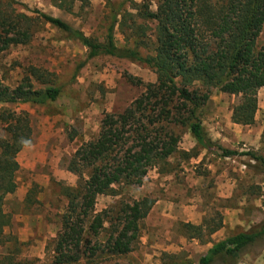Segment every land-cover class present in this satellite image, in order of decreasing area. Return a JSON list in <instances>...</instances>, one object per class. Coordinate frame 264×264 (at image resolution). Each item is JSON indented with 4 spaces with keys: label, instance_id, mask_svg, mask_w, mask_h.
Wrapping results in <instances>:
<instances>
[{
    "label": "trees",
    "instance_id": "trees-1",
    "mask_svg": "<svg viewBox=\"0 0 264 264\" xmlns=\"http://www.w3.org/2000/svg\"><path fill=\"white\" fill-rule=\"evenodd\" d=\"M77 1L89 0H54V6L71 13ZM131 9L135 13L123 9L114 13L104 41L99 42L60 18L31 11L17 0H0V57L12 47L30 44L38 24H49L86 48L89 60L105 56L140 63L157 76L124 112L105 115L98 136L84 143L69 161L67 169L79 182L75 188L63 189L68 203L54 249L57 264H78L84 230L97 235L103 228L104 212L96 213L98 197L116 196V187L122 185L141 186L150 169L169 175L170 160L178 156L187 160L199 156L194 150L180 149L181 132H189L203 150L217 149L223 158L240 156L214 142L204 126L214 91L237 98L233 124L252 127L256 123L258 94L264 88V0H157L155 12L143 0ZM117 26L125 38L122 47L115 39ZM26 74L14 88L0 79V242L4 228L11 224L3 207L6 197L17 191V156L33 139L29 114L7 106L43 105L61 95L60 88L44 77L51 74L37 68ZM41 81L51 87L36 89L34 82ZM244 156L264 165L255 153ZM155 204L144 198L122 210V229L109 240L113 255L131 252L139 238V223ZM218 218L182 226L190 239L209 244L210 237L223 228ZM204 232L209 233L205 241ZM255 249H264V222L214 243L199 264H239Z\"/></svg>",
    "mask_w": 264,
    "mask_h": 264
},
{
    "label": "rangeland",
    "instance_id": "rangeland-1",
    "mask_svg": "<svg viewBox=\"0 0 264 264\" xmlns=\"http://www.w3.org/2000/svg\"><path fill=\"white\" fill-rule=\"evenodd\" d=\"M17 1L103 42L114 13L122 9L135 13L131 8L143 0L77 1L71 13L55 7L54 0ZM148 1L155 12L157 0ZM115 39L120 47L126 44L119 26ZM30 68L51 74L44 77L60 88L61 95L43 105L7 106L29 114L33 139L17 156V191L4 200L3 210L11 216V224L4 228L0 242V264H57L54 249L68 203L63 189L75 188L79 182L67 169L69 161L84 143L98 136L105 115L121 114L143 93L145 85L157 81L156 74L140 63L105 56L89 60L86 48L49 24H38L30 44L1 54L0 79L6 86L16 87ZM43 83L34 82V86L51 87ZM236 103V97L214 91L204 126L209 136H217L213 131L222 134L214 142L240 156L223 158L217 149L203 150L189 132H181L180 149L194 150L199 156L191 160L178 156L170 160L169 175L150 169L141 186L122 185L116 187V196L98 197L96 213L104 212L105 222L97 235L84 230L78 264H199L207 244L189 238L182 226L192 224L184 221L187 215H197L196 226L212 219L217 222L219 215L226 227L225 238L264 222V165L244 156L255 153L264 159V100L258 123L248 128L232 124ZM144 198L156 204L139 223L137 242L127 255H113L109 240L116 239L114 233L122 229V210ZM208 239L209 233L204 232V241ZM239 264H264V249H255Z\"/></svg>",
    "mask_w": 264,
    "mask_h": 264
},
{
    "label": "crops",
    "instance_id": "crops-1",
    "mask_svg": "<svg viewBox=\"0 0 264 264\" xmlns=\"http://www.w3.org/2000/svg\"><path fill=\"white\" fill-rule=\"evenodd\" d=\"M264 100V88H262L260 91H259V94H258V101H259V108L261 107V104H262V101ZM259 112H260V110L258 109V112H257V115H256V123H258V121H259ZM232 121V120H231ZM255 123V124H256ZM233 124V123H232ZM233 125H235V124H233ZM235 126H238V125H235ZM238 127H242V128H246V127H243V126H238ZM248 128V127H247ZM214 133H215V135H217V136H214V137H212L211 135V137L213 138V141H215V140H219V138H221L222 137V134H220L219 132H217V134H216V131H213ZM209 136V137H210ZM245 137H248V135H244ZM159 203V202H158ZM188 219H186L185 217V220L184 221H187V222H192V224H197L198 225V221L196 222V218L195 217H197V215H194V214H189V215H187L186 216ZM224 225L226 226L227 225V222H224ZM226 227H224V228H222L221 230H219L218 232H216L213 236H212V239L215 241V243H218V242H220V241H222V240H224L225 239V234L223 233V231H224V229H225ZM213 247V243H209V244H207V246H205V248H207L206 249V251H205V253H204V255H202V256H205L206 254H207V252L211 249Z\"/></svg>",
    "mask_w": 264,
    "mask_h": 264
},
{
    "label": "clouds",
    "instance_id": "clouds-1",
    "mask_svg": "<svg viewBox=\"0 0 264 264\" xmlns=\"http://www.w3.org/2000/svg\"><path fill=\"white\" fill-rule=\"evenodd\" d=\"M28 143H29V142H27V141L25 142L26 145H27Z\"/></svg>",
    "mask_w": 264,
    "mask_h": 264
}]
</instances>
